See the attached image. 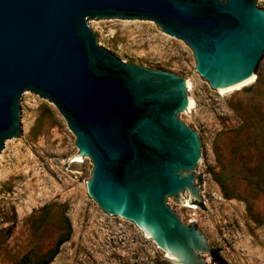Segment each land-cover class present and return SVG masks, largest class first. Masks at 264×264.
<instances>
[{"label":"water","instance_id":"95a60500","mask_svg":"<svg viewBox=\"0 0 264 264\" xmlns=\"http://www.w3.org/2000/svg\"><path fill=\"white\" fill-rule=\"evenodd\" d=\"M263 2L0 0V159L25 139L23 103L35 94L63 117L76 157L90 159L86 193L113 222H132L172 264H213L205 236L170 208L186 196L205 207L206 144L182 121L188 81L122 61L91 23L156 24L191 49L211 89L234 94L261 78Z\"/></svg>","mask_w":264,"mask_h":264},{"label":"rangeland","instance_id":"374dc122","mask_svg":"<svg viewBox=\"0 0 264 264\" xmlns=\"http://www.w3.org/2000/svg\"><path fill=\"white\" fill-rule=\"evenodd\" d=\"M91 30L122 61L186 78L193 108L182 121L206 144L197 182L205 207L186 196L184 207L170 208L228 264H264V64L258 80L218 94L194 71L191 49L156 24ZM23 117L25 139L0 159V264H172L132 222H113L87 195L92 163L76 157L56 108L26 94Z\"/></svg>","mask_w":264,"mask_h":264},{"label":"trees","instance_id":"16d2710c","mask_svg":"<svg viewBox=\"0 0 264 264\" xmlns=\"http://www.w3.org/2000/svg\"><path fill=\"white\" fill-rule=\"evenodd\" d=\"M198 205H201V203H199ZM61 243V242H60ZM212 262L214 263H218V264H228L226 262V260L221 256V254L219 253L218 249H212L211 253L209 254Z\"/></svg>","mask_w":264,"mask_h":264},{"label":"bare ground","instance_id":"6f19581e","mask_svg":"<svg viewBox=\"0 0 264 264\" xmlns=\"http://www.w3.org/2000/svg\"><path fill=\"white\" fill-rule=\"evenodd\" d=\"M191 105L193 104V101L190 99Z\"/></svg>","mask_w":264,"mask_h":264}]
</instances>
